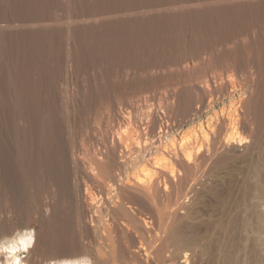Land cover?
<instances>
[{"label":"rangeland","instance_id":"1","mask_svg":"<svg viewBox=\"0 0 264 264\" xmlns=\"http://www.w3.org/2000/svg\"><path fill=\"white\" fill-rule=\"evenodd\" d=\"M263 51L264 0H0V245L22 264H175L180 235L187 264H264V159L252 139L213 147L222 113L264 130ZM183 139L209 140L207 163L174 161ZM157 164L173 189L128 186ZM217 219L224 245L203 247Z\"/></svg>","mask_w":264,"mask_h":264},{"label":"bare ground","instance_id":"2","mask_svg":"<svg viewBox=\"0 0 264 264\" xmlns=\"http://www.w3.org/2000/svg\"><path fill=\"white\" fill-rule=\"evenodd\" d=\"M262 51V50H261ZM264 52V51H263ZM244 53V52H243ZM252 62V61H251ZM232 66V65H231ZM244 66V65H243ZM258 76V75H257ZM228 81V80H227ZM231 81V80H230ZM226 82V81H225ZM229 82V81H228ZM257 86V85H256ZM261 92V91H260ZM264 93V92H263ZM262 94V93H261ZM261 97V96H260ZM256 100H257V102H259V98L257 97V98H255ZM254 100V99H253ZM252 103H254V102H252ZM260 108V107H259ZM235 110V109H234ZM233 111V110H232ZM234 112V111H233ZM233 112L231 113H227L225 116H224V113H222L221 115L224 117L223 119H226L227 121H228V125H225L223 122H219L218 121V127L216 128L217 130H218V132H219V139L213 144V147H215L214 149H216L215 151H217V149L219 148V147H217L216 148V146L217 145H221L222 146V148H226L228 151H234V149H235V147H240V146H243V145H245L246 143H249V141H250V139H252V142L250 141V150L251 149H253V148H257L256 150L257 151H255V150H253L254 152H256V154L254 155V154H252V156H251V158L249 159V163L251 164V165H255L257 162H259L258 160H262V159H264V147L262 146L261 148L258 146V143L261 141V139H262V137H264V130H263V128L262 129H260L259 128V123H258V120H255V123H256V121H257V124H258V128H259V130H257L256 129V125H255V128L253 127L252 129H251V127H250V131L251 132H249L251 135H249V138H247L248 136H240L239 134L240 133H238L239 132V130L240 131H245L246 129H248V127L250 126L247 122H246V120L243 118L242 120H240L239 118H233L234 116H232V115H234L233 114ZM237 114V113H236ZM256 114V113H255ZM259 114H260V112H259ZM257 115V114H256ZM221 116V117H222ZM256 117V116H255ZM259 118H260V116H259ZM221 120H222V118H221ZM216 122H217V120H216ZM253 122V121H252ZM253 125V124H252ZM262 126H263V124H262ZM247 131V130H246ZM243 134V133H242ZM187 135H188V133H187ZM189 136V135H188ZM119 142V141H118ZM176 142V141H175ZM180 142V141H179ZM174 143V142H173ZM211 143V142H210ZM175 144V143H174ZM256 144V145H255ZM263 144V143H262ZM261 144V145H262ZM178 145V144H177ZM174 146V145H173ZM206 146H208L206 149H205V147ZM253 146H255V147H253ZM156 147V146H155ZM158 147V146H157ZM172 147V146H171ZM210 144H209V140H207V139H205V140H190V139H183L182 140V142L180 143V153L179 154H181V155H178L177 154V151H176V154L175 155H172V157H174V161H176L177 163H180V159H182V161H184V162H186L187 163V160L185 161V159H189L190 157H193V156H195V159H196V162H198V164H201V165H203L206 161H208V159H207V157H206V153L205 154H203L202 152L205 150V151H208L209 149H210ZM178 148V147H177ZM221 148V149H222ZM162 149V148H161ZM160 149V150H161ZM179 149V148H178ZM246 149H249V147L248 146H246ZM260 149H261V151H260ZM158 150V149H157ZM173 150V149H172ZM211 150V149H210ZM162 151V150H161ZM165 151V150H164ZM178 151V152H179ZM214 151V152H215ZM252 151V150H251ZM167 152H168V150H167ZM212 152V151H211ZM158 154V153H157ZM208 154V153H207ZM168 155H170L169 154V152H168ZM209 155V154H208ZM207 155V156H208ZM224 154H219V155H217V156H215L213 159H211V164H210V166L213 168V166H214V168L220 163V161H222V158L224 157L223 156ZM254 155V156H253ZM161 156H163L162 154H161ZM165 156V155H164ZM163 156V157H164ZM166 157V156H165ZM167 157H169V156H167ZM182 157V158H181ZM227 157V156H226ZM161 158V157H160ZM159 158V159H160ZM184 158V159H183ZM158 159V160H159ZM162 159V158H161ZM169 160H170V158H168ZM154 160V159H153ZM156 160V159H155ZM191 160V159H190ZM193 160V159H192ZM191 160V161H192ZM143 161V160H142ZM148 161V160H147ZM150 161V160H149ZM148 161V162H149ZM157 161V160H156ZM160 161V160H159ZM172 161V160H171ZM171 161H169V163L171 162ZM173 161V162H174ZM143 162H145V161H143ZM151 162V161H150ZM153 162H155V161H153ZM163 162H165V160L163 161ZM168 162V161H167ZM173 162H172V164H173ZM223 162V161H222ZM152 163V162H151ZM158 163V162H157ZM162 163V162H161ZM169 163H167V164H169ZM182 164H183V162H181ZM193 163H195V162H193ZM207 163V162H206ZM166 164V165H167ZM171 164V163H170ZM208 164H209V162H208ZM145 165H146V163H145ZM150 165V164H149ZM148 165V166H149ZM151 165H153V164H151ZM159 165H160V163H159ZM163 165H165V164H163ZM175 165V166H174ZM173 165V167H176V165H177V167H178V165L179 164H174ZM222 165V164H221ZM156 166H158V164L157 165H155L154 166V169H152V171L151 170H149V171H151V172H148L147 174H145L144 176H142V175H139V176H142V177H137V179H136V175H135V180L132 178V180H130L129 182H127L128 183V186L129 187H131L134 191H138V192H142V193H145V194H147V195H150V194H156V195H158L159 197L161 196V195H159V194H162V193H159V190H161V187L163 186L164 188H162V189H165V187H172V185L174 184V179L175 178H173V175H172V171L174 172V169L172 170V171H170L169 169V171L167 172L165 169V167L164 166H162V167H164L165 169H163V168H161V167H156ZM171 166V165H170ZM209 166V165H208ZM226 166V165H225ZM150 167H152V166H150ZM169 167V166H168ZM167 167V168H168ZM218 167V166H217ZM246 167V166H245ZM92 168V167H91ZM183 168V167H182ZM260 168V167H259ZM150 169V168H149ZM177 169H179V167L177 168ZM146 170V169H145ZM180 170V169H179ZM227 170H228V168H227ZM230 170H231V168H230ZM178 171V170H177ZM177 171H175L176 173H177ZM263 171V170H262ZM145 172V171H144ZM143 172V173H144ZM179 172V171H178ZM139 174V173H138ZM142 174V173H141ZM174 174V173H173ZM177 175H179V174H177ZM203 175H204V173H203ZM228 175V174H227ZM232 175V174H231ZM248 177V176H247ZM129 178V177H128ZM176 178H177V176H176ZM178 179H179V177H178ZM232 179V178H231ZM236 179V178H235ZM226 180V179H225ZM127 181V180H126ZM178 181V180H177ZM176 183V182H175ZM177 184V183H176ZM201 184V183H200ZM227 184H229V188H228V191H232L233 190V188H232V186H234L233 185V183H232V181L230 180V183L228 182ZM175 185V184H174ZM174 187H172L171 189H173ZM166 190H168V189H166ZM169 190H170V188H169ZM164 191V190H163ZM170 191H172V190H170ZM169 191V192H170ZM162 192V191H161ZM175 192V191H174ZM177 192V191H176ZM230 192H227V197H228V195L230 194ZM236 192V191H235ZM164 194H165V192H164ZM163 194V195H164ZM167 194V193H166ZM165 194V195H166ZM176 194V193H175ZM218 194H220V193H218ZM162 195V196H163ZM168 195V194H167ZM231 196H232V194H231ZM165 197V196H164ZM171 197V196H170ZM227 197H224V198H226L227 199ZM233 197V196H232ZM166 199L168 198V196L167 197H165ZM181 198V197H180ZM170 201V200H169ZM173 201V200H172ZM175 201V200H174ZM178 201V200H177ZM226 201V200H225ZM224 201V202H225ZM232 202V201H231ZM169 203V202H168ZM228 203H229V201H228ZM206 204V203H205ZM224 204V203H223ZM92 206V205H91ZM227 206V205H226ZM232 207H233V204H231L230 205V208H229V213H230V211H231V209H232ZM204 209V208H203ZM213 209V208H212ZM223 209V208H222ZM226 209V208H225ZM233 210H235V209H233ZM238 212V211H237ZM152 213V212H151ZM234 214V213H233ZM161 216V215H160ZM163 216V215H162ZM161 216V217H162ZM226 215H224V217H225ZM236 216V215H235ZM159 217V216H158ZM230 215H228V218H227V221H226V224H227V230H225V232H227V233H225V234H223V235H227V243H228V245H230V249H229V251L231 250L232 252H234L235 250H236V247L234 248V245H235V242H233L234 241V239H236V237H234V235L236 234L235 232H236V223H237V219H236V217H234V215L233 216H231L230 218ZM153 218V217H152ZM240 218V217H239ZM160 219V218H159ZM148 220H149V218H148ZM151 220V219H150ZM149 220V221H150ZM155 220V219H154ZM163 220V219H162ZM147 221V220H146ZM222 219L219 221L218 219L215 221V222H212L210 225H205V226H203V229H205V231L204 232H202L201 233V235H199V238H200V241L199 242H202V244H203V247H206V248H209V247H211V249H214V250H217V248H219V246H222V245H224V243H221L220 244V242H221V239H222ZM145 222V221H144ZM163 222V221H162ZM143 223V222H142ZM153 224H156V223H154V221L152 222ZM166 223V222H165ZM225 223V222H224ZM144 224V223H143ZM160 225V224H159ZM162 225V224H161ZM168 225H169V222H168ZM224 225V224H223ZM145 226H146V223H145ZM152 227V226H151ZM161 227V226H160ZM238 227V226H237ZM148 228V227H147ZM146 228V229H147ZM149 229V228H148ZM147 229V230H148ZM163 229H164V227H163ZM167 229V228H166ZM224 229V228H223ZM147 230H146V232H147ZM162 230V228L160 229V232H162L161 231ZM175 230V229H174ZM155 231V230H154ZM203 231V230H202ZM164 232V231H163ZM149 233H151V232H149ZM155 234H157V235H160L158 232H156ZM163 234V233H162ZM166 234V233H165ZM167 234H169V231H168V233ZM151 235V234H150ZM156 235V236H157ZM237 235V234H236ZM146 236H148V234L146 235ZM154 236V235H153ZM153 236H149L150 237V239H149V237H148V239L151 241V243H154L158 238H159V236L158 237H153ZM178 235H176V237H175V235L173 236L174 238H176V239H178L180 242H182V243H189V242H187L188 240H187V238L186 237H181L180 235L177 237ZM222 236V237H221ZM225 237V236H224ZM135 238H137V237H135ZM165 238H167V242H168V244L172 247V245H173V243H172V241L173 240H175V239H173L172 238V235L171 236H168V235H166L165 236ZM198 238V239H199ZM221 238V239H220ZM160 239H161V237H160ZM172 241H171V240ZM231 239V240H230ZM137 240V239H136ZM141 240H142V238H141ZM141 240H139V241H141ZM146 240V239H145ZM165 240V239H164ZM164 240H160L161 241V244L158 246V247H155L153 250L154 251H152V252H155V253H159L160 255H158V256H161V255H163L164 253H166V252H164V250L162 249L163 247V244H164V242H162V241H164ZM138 241V240H137ZM178 241V242H179ZM236 241H237V239H236ZM166 242V243H167ZM178 242H176V241H174V247H172L171 249L172 250H167L168 251V253H167V255L165 254V256H166V258L168 257V260L170 261V262H172V263H175V264H177L178 262H179V259H181L182 257H180L181 255L183 256V259L181 260V262L183 263V264H187L188 263V259H189V255L187 254V252H185V251H183V249H184V245L182 246V245H180V246H182L183 248L181 249L180 248V246L179 247H177V243ZM223 242V241H222ZM140 243V242H139ZM139 243L137 242V244L139 245ZM160 243V242H159ZM158 244V243H157ZM172 244V245H171ZM142 245H143V243H142ZM142 245H140V246H142ZM186 245V244H185ZM190 245V244H189ZM186 246H188V245H186ZM226 246V245H225ZM143 247V246H142ZM162 247V248H161ZM169 247V246H168ZM224 247V246H223ZM146 248L147 249H150V250H152L151 248H149V247H147L146 246ZM145 247H144V249L143 248H139L138 247V250H136V249H134V250H136L135 252H133V253H136L137 254V256L138 257H140V254H141V256L142 255H144V257H145V255H147V253L149 254V252L148 251H150V250H147ZM220 248H222V247H220ZM219 248V249H220ZM225 249V248H224ZM227 249V248H226ZM200 250H202L201 248H200ZM142 251H144V252H146V254L145 253H143ZM165 251H166V249H165ZM228 251V252H229ZM246 251V250H245ZM141 252V253H140ZM151 252V253H152ZM215 252V251H214ZM219 252V251H218ZM222 252H223V250H222ZM225 252H226V250H225ZM207 253H208V251H207ZM212 253V252H211ZM220 253V252H219ZM243 253V252H242ZM153 254V253H152ZM217 254V253H216ZM135 255V254H134ZM156 255V254H155ZM245 255V254H244ZM247 255H249V254H247ZM164 256V257H165ZM196 255H194V257H195ZM256 256V255H255ZM143 257V256H142ZM163 256L161 257V261H162V263H164V261H165V258H164ZM193 257V256H192ZM164 258V259H163ZM213 258H214V256H213ZM209 259V258H208ZM247 259V258H246ZM160 260V259H159ZM253 261V260H252ZM242 262H243V260H242ZM218 263V262H217ZM250 262L248 261V264H249Z\"/></svg>","mask_w":264,"mask_h":264},{"label":"clouds","instance_id":"3","mask_svg":"<svg viewBox=\"0 0 264 264\" xmlns=\"http://www.w3.org/2000/svg\"><path fill=\"white\" fill-rule=\"evenodd\" d=\"M24 244V241H20ZM0 252L5 254V264H22L23 257L18 254V248L15 243L0 245Z\"/></svg>","mask_w":264,"mask_h":264}]
</instances>
